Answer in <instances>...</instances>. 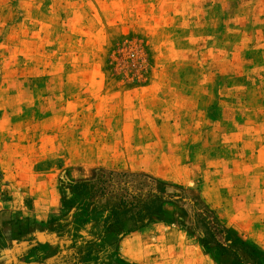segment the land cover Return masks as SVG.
Returning a JSON list of instances; mask_svg holds the SVG:
<instances>
[{"label": "rangeland", "instance_id": "374dc122", "mask_svg": "<svg viewBox=\"0 0 264 264\" xmlns=\"http://www.w3.org/2000/svg\"><path fill=\"white\" fill-rule=\"evenodd\" d=\"M98 167L186 189L264 264V0H0V205L66 203ZM203 235L177 201L132 264L234 259Z\"/></svg>", "mask_w": 264, "mask_h": 264}, {"label": "crops", "instance_id": "0c3cea01", "mask_svg": "<svg viewBox=\"0 0 264 264\" xmlns=\"http://www.w3.org/2000/svg\"><path fill=\"white\" fill-rule=\"evenodd\" d=\"M92 190L43 208L12 193L0 213V264H132L131 234L108 238L116 198ZM81 195V196H80ZM32 205L34 207H32ZM65 205L67 208H65ZM43 206V205H41ZM39 207V206H38Z\"/></svg>", "mask_w": 264, "mask_h": 264}, {"label": "trees", "instance_id": "16d2710c", "mask_svg": "<svg viewBox=\"0 0 264 264\" xmlns=\"http://www.w3.org/2000/svg\"><path fill=\"white\" fill-rule=\"evenodd\" d=\"M93 174L90 179L76 181L73 190L81 194L94 186L92 197L112 195L116 198V205L111 208L113 222L108 227V231L112 229L108 238L137 231L149 225L155 217L161 216L168 206L184 201L193 210L203 230L201 243L206 251L211 247V240L217 245H223L224 250L231 248L234 259H226L224 264H243L245 258L239 247L245 248L249 255L252 254L249 246L241 239L227 244V239H232V229L227 228L208 205L199 197L191 196L186 189L177 185L171 188L167 182L146 172L98 167L93 170ZM222 236L226 237L225 241Z\"/></svg>", "mask_w": 264, "mask_h": 264}, {"label": "built area", "instance_id": "2783aa9c", "mask_svg": "<svg viewBox=\"0 0 264 264\" xmlns=\"http://www.w3.org/2000/svg\"><path fill=\"white\" fill-rule=\"evenodd\" d=\"M2 198H3V194L0 191V202L3 201ZM3 209H4L3 206L0 205V213L2 212Z\"/></svg>", "mask_w": 264, "mask_h": 264}]
</instances>
